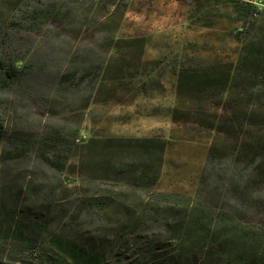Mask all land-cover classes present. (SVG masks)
<instances>
[{"label":"rangeland","instance_id":"obj_1","mask_svg":"<svg viewBox=\"0 0 264 264\" xmlns=\"http://www.w3.org/2000/svg\"><path fill=\"white\" fill-rule=\"evenodd\" d=\"M38 1L0 0V60L22 55L31 66L27 74L0 90L5 125L0 141V198L20 194L22 179L34 187L44 185L48 196L54 182L39 154L41 150L61 153L67 163L54 201H80L86 204L82 209L96 213V223L77 230L75 242L100 254L104 259L100 264H117L119 257L130 263L144 243L141 235L131 234L132 227L139 234L142 230L134 225L137 207L150 192L197 194L215 117L225 107L217 94L199 101L190 86L177 89L178 74L216 64L236 65L247 23L256 19L250 17L246 3L256 0H128L115 28L101 27L94 17L84 22L80 11L62 23L25 17ZM74 129L77 135L67 136ZM52 132H61L60 143L51 140ZM41 138H47L45 148L28 145L24 151L19 144L22 139ZM145 139L163 145L159 177L152 187L144 186L139 176L143 153L124 144L121 157L114 159L118 150L112 149L116 141ZM21 151L23 155L16 156ZM118 161L127 167L123 174L115 172ZM225 164L229 165V158L219 157L212 174ZM214 175L210 183L216 181ZM28 205L18 208L20 222L45 214L48 222L51 212L46 204ZM228 205L239 206L230 199ZM80 212L73 217L74 226ZM20 222L13 226L34 247L40 236ZM5 229L0 223V230ZM160 237L149 234L148 240L155 252H168L170 247ZM9 245L0 241V264L35 262L34 254L25 259L11 253ZM168 258L166 264H197V259Z\"/></svg>","mask_w":264,"mask_h":264},{"label":"trees","instance_id":"obj_2","mask_svg":"<svg viewBox=\"0 0 264 264\" xmlns=\"http://www.w3.org/2000/svg\"><path fill=\"white\" fill-rule=\"evenodd\" d=\"M39 1L38 5L25 11V17L62 23L80 11L84 22L94 17L101 21V27L110 25L114 28L121 22L128 2ZM253 2L246 5L250 17L256 19L247 23L236 65L216 64L182 70L178 74L177 89L190 86L199 101L206 100L209 94H217L225 106L215 117L214 135L199 191L193 197L150 192L137 207L138 217L134 220L136 228L142 230L139 234L132 227L131 232L135 236L141 235L144 243L135 251L130 263L119 257L117 264H166L169 256L178 261L197 259V264H264V0ZM72 4L76 5L72 7ZM26 62L22 55L7 62L0 60V90L27 74L26 70L31 66ZM77 132L74 129L67 136L75 137ZM4 133V121L0 117V141ZM52 135V141L61 142V132H52ZM46 142L47 138L32 142L22 139L19 144L27 151L28 145L45 148ZM124 144L145 155L139 176L145 180L144 186L152 187L159 177L163 145L152 139L116 141L112 147L118 150L114 159L121 157ZM105 147H111V144ZM24 151L16 156L23 155ZM219 157L229 158V165L221 166L214 175L212 169ZM39 158L54 182L48 187L49 195H44V185L34 187L30 181L23 183L22 179L20 194L0 198V223L6 225L5 230H0V241H8L10 252L25 255V259L34 254L32 258L36 260L33 264H100L104 260L100 254L89 253L74 240L77 230L96 223V213L82 209L86 204L80 201L58 202L53 199L61 187L67 157L41 150ZM116 164L117 174L127 171L123 161ZM213 175L216 181L210 183ZM72 184L83 188L76 182ZM21 191L25 193L22 201ZM229 199L239 206L228 205ZM25 202L29 203L27 208L46 204V211L51 212L48 222L44 221L46 214L30 219V222H20L18 208ZM80 209L78 225L74 226L73 217ZM68 215L72 217L64 223ZM18 222L21 227L33 229L40 236L34 247L29 244L30 239L23 237L22 230L13 226ZM149 234H159L164 244L170 247L169 251L155 252L152 241L148 240Z\"/></svg>","mask_w":264,"mask_h":264},{"label":"built area","instance_id":"obj_3","mask_svg":"<svg viewBox=\"0 0 264 264\" xmlns=\"http://www.w3.org/2000/svg\"><path fill=\"white\" fill-rule=\"evenodd\" d=\"M77 142L79 141V139L76 140Z\"/></svg>","mask_w":264,"mask_h":264}]
</instances>
